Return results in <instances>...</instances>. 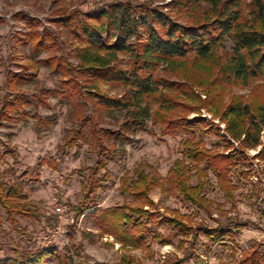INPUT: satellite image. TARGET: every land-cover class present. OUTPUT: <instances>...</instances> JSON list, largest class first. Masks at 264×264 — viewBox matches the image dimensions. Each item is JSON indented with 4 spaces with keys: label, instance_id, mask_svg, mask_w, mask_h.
Wrapping results in <instances>:
<instances>
[{
    "label": "trees",
    "instance_id": "trees-1",
    "mask_svg": "<svg viewBox=\"0 0 264 264\" xmlns=\"http://www.w3.org/2000/svg\"><path fill=\"white\" fill-rule=\"evenodd\" d=\"M242 4L243 0H175L176 11L179 17L187 18L186 24L160 9L142 7L136 10L132 5L122 3H113L108 9L93 10L83 16L63 12L52 19L51 24L67 32L71 40L69 56L76 60V64L70 63L67 57L57 56L61 51L60 43L51 29L40 30L43 23L38 18L23 12L16 15V19L24 21L28 29L24 33L16 32L17 45H32L37 52L50 53L51 56L39 64L51 67L61 75L56 96L67 101L84 98L110 112H127L120 130L90 129V137L95 142V146L90 144V147L96 150L98 160L95 165L79 170L82 174L88 172V176L81 185V200L75 207L77 215L88 214L85 215L88 219L94 220L105 234L124 248L145 249L154 239L170 242L156 230L158 225L170 226L182 236L193 233L190 222L178 215L160 216L145 210L146 207L154 208L149 193L152 187L161 186L160 182L164 180L153 166L146 163L135 168L133 174L126 172L121 178V192L132 197V204L101 209L94 202L98 191L110 181L108 156L113 151L118 152L117 144L132 143L131 136L143 131L146 123L158 127L163 138L184 137L180 142L183 161L177 160L173 164L168 180L179 188L181 199L192 207L204 209L209 206L204 196L201 197L206 185L199 182L196 187H189L190 171L184 172L179 166L188 161L200 177L211 173L222 189L225 190L223 183H228L226 192L230 193L231 169L237 167L236 162L241 155L219 154L206 148L204 141L197 142L198 125L207 127L208 123L201 118L193 121L186 116H176L179 110L189 113L215 104L217 108L209 110L227 123L229 135L241 141L245 149L262 146L260 158L264 161V143L261 140L264 132V86L252 94V97L256 96L253 102L245 103L243 97H237L223 111L220 109L224 86L247 88L254 80H264V0H252L247 17L243 15ZM227 39L234 44V50L233 55L225 57L223 62L215 56ZM209 61L218 66L215 80H221L219 91L210 89L211 86L197 73L204 67L202 62ZM189 64L194 65L193 68L189 69ZM164 65L167 66V77L158 75ZM27 71L12 72L7 87L14 91L33 79L34 76L28 75ZM172 77L183 81H173ZM102 85L123 88L124 93L120 97H110L102 92ZM197 87L202 88L201 93L195 91ZM202 95L206 98L203 99ZM155 104L158 107L153 109ZM26 106L28 101L24 97L5 100L0 105V120H15V115ZM35 121L37 131L49 125L39 117H35ZM85 135V129L73 130L62 150L77 148L85 141ZM225 144L231 151L232 145ZM6 154L16 158L12 148ZM1 158L6 157L3 155ZM189 165H186L187 169H190ZM252 172L251 169L241 170V176L249 178ZM24 176L28 177V172ZM33 204L22 183L13 184L0 173V230L4 215L12 226L16 225L17 217L38 220V215L33 213ZM199 231L194 233L199 232L198 235H203L212 244L221 245L227 239L234 241L231 229L199 228ZM244 253L245 257L238 264H264V253H260L256 245L251 247V252ZM50 259L58 264H67L55 247L36 252L17 250L15 258L0 259V264H45ZM121 264H135V261L125 256Z\"/></svg>",
    "mask_w": 264,
    "mask_h": 264
},
{
    "label": "rangeland",
    "instance_id": "rangeland-1",
    "mask_svg": "<svg viewBox=\"0 0 264 264\" xmlns=\"http://www.w3.org/2000/svg\"><path fill=\"white\" fill-rule=\"evenodd\" d=\"M251 1L243 0L242 10L246 17L251 9ZM174 2L175 0H0V105L5 100L23 97L28 101V106L19 114L15 113V120H0V173L13 184L22 183L29 201L35 204L32 212L39 217L38 220L17 217L16 225L12 226L4 215L0 230V259L15 258L17 250L36 252L47 247H55L67 264H121L125 256L132 257L135 264H238L245 257L244 252H251V247L255 245L260 253H264V161L260 158L262 146L245 149L241 141L234 140L227 132V123L209 110L211 107L217 108L215 104L189 113L179 110L176 116H186L193 121L205 119L208 126L198 125L196 141H204L206 148L219 154L241 155L236 162L237 167L231 169L230 193L226 192L228 183H223L225 190L222 189L211 173L200 177L186 161L183 162L184 167L179 168L187 173V170L190 171L187 185L196 187L199 182H203L206 186L201 197L204 196L209 206L204 209L192 207L183 201L179 196V188L174 183H169L168 172L177 160L183 161L180 142L184 137L163 138L158 127L146 123L143 131L131 136L132 143L117 144L118 152L113 151L108 156L107 171L110 181L94 197L95 204L101 209L132 204V197L121 192V178L124 173H132L138 166L149 164L164 180L160 182L161 186L152 187L149 193L154 208L146 207L145 210L160 216L178 215L183 220L186 219L193 228L191 235L182 236L176 234V229L170 226L158 225L156 230L170 242L163 243L154 239L148 242V248L131 250L105 234L94 220L85 216L88 214L79 216L75 211L81 200V185L88 176V172L82 174L79 170L95 165L98 160L96 150L90 147V144L95 146L90 137V129L120 130L127 112H110L84 98L67 101L56 96L55 92L60 89L61 75L56 74L53 68L39 64V61L50 57V53L37 52L32 45H17L16 32L24 33L28 29L24 21L16 19V15L23 12L38 18L43 23L40 30L51 29L60 43L61 51L57 52V56L67 57L70 63L76 64V60L69 56L71 40L67 32L51 24L55 17L63 12L83 16L93 10L108 9L113 3H122L132 5L136 10L142 7L160 9L186 24L187 18L179 17ZM233 50L234 44L227 39L215 58L219 57L224 62L225 57L233 55ZM202 64L203 69L197 73L211 86L210 89L219 91L221 80H215L218 76L217 64L213 61ZM193 66L189 64V69ZM24 69L34 78L18 86L16 90H10L7 87L9 76L12 72L19 73ZM166 69L167 66H161L158 75L167 77ZM171 79L177 80L174 77ZM177 81L183 80L179 78ZM261 86H264V80H254L247 88L239 85L224 86L221 111L237 97H243L245 103L253 102L256 96L252 97V94ZM101 89L110 97H120L124 93L123 88L116 86L102 85ZM195 91L201 93L202 88L197 87ZM45 97L48 99H44ZM202 98L206 97L202 95ZM157 107V104L152 105L153 109ZM35 117L47 121L49 125L42 126L37 131ZM75 129H85V141L72 150H62L65 140ZM210 130L216 133H211ZM262 134L261 140L264 143V132ZM225 142L232 145L231 151L227 149ZM9 148L13 149L16 158L6 154ZM3 155L6 158L2 159ZM248 169L253 170L251 176L243 178L241 170ZM25 172H28V177L24 176ZM58 207L62 208V212H57ZM216 227L231 229L234 241L227 239L223 244L216 245L203 235H198L199 228ZM195 230L199 232L194 233ZM45 264L58 262L50 259Z\"/></svg>",
    "mask_w": 264,
    "mask_h": 264
},
{
    "label": "built area",
    "instance_id": "built-area-1",
    "mask_svg": "<svg viewBox=\"0 0 264 264\" xmlns=\"http://www.w3.org/2000/svg\"><path fill=\"white\" fill-rule=\"evenodd\" d=\"M56 210H57V212H62V208L61 207H58Z\"/></svg>",
    "mask_w": 264,
    "mask_h": 264
}]
</instances>
